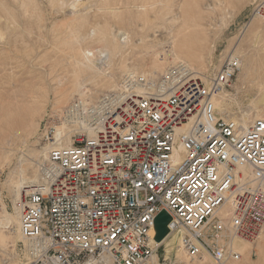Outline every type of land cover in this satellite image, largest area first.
I'll list each match as a JSON object with an SVG mask.
<instances>
[{
    "label": "built area",
    "instance_id": "1",
    "mask_svg": "<svg viewBox=\"0 0 264 264\" xmlns=\"http://www.w3.org/2000/svg\"><path fill=\"white\" fill-rule=\"evenodd\" d=\"M252 12L264 17V0ZM239 65L228 55L205 80L183 62L157 79L127 72L65 107L80 127L68 146L44 123L40 179L18 203L24 264H153L163 210L188 256L240 264L230 240L264 226V117L244 128L216 105ZM227 200L228 218H212Z\"/></svg>",
    "mask_w": 264,
    "mask_h": 264
},
{
    "label": "rangeland",
    "instance_id": "2",
    "mask_svg": "<svg viewBox=\"0 0 264 264\" xmlns=\"http://www.w3.org/2000/svg\"><path fill=\"white\" fill-rule=\"evenodd\" d=\"M129 1L98 0L99 4L97 3V6H93L94 8L90 7L87 12V18L83 19L81 17L83 20L81 18L75 20L69 18L58 20L57 17L55 20L57 19L58 21L56 20L53 23L52 18L47 17L48 19L45 18L46 21L43 20L45 24V31L43 33H40V31L37 30L38 24L36 25V22L39 21V18L35 13L36 10L28 8L27 12H23V18H20L19 20L21 26L17 29V31L14 30V32L11 30L10 32L9 29L6 31L5 28L0 30V70L3 65H10L7 63L9 61L11 62L10 57H15L16 61H21L26 55H39V60L43 61L46 68L45 73H43L41 77L36 76L32 79L38 83V85H36L32 90L33 93H35L32 95L35 97L37 96V101L20 102L19 105L14 106L15 108L10 112V114L0 117V202L4 205V209L9 214L14 213V208L17 206L15 204L17 202L16 196L8 187V179L11 171L20 167L31 166L32 161L35 159L34 153L37 151H44L42 143L39 140L40 129L44 123L54 121V123L58 126V133L62 127L69 125L72 126L74 123L65 122L62 119L64 109L73 100L77 98L85 99L87 96V94L86 96L85 94L80 96L75 92L66 102H58V96L64 88L77 87L79 82L85 76V74L78 72V70H76L73 66L64 61L66 60L64 59L66 58V51L69 47H71V45L75 47H101V44L97 43L91 37L93 36L92 34H94L93 31H95L93 28L87 31L89 36H77L78 33H82V30H86L82 27L84 24L86 26L87 24L92 25L93 22H97L93 21L97 18L100 20L102 19L101 21H107L110 24H116L118 26L121 25V27L122 25L123 27L124 25L125 27L126 25H129L128 27L130 29L131 38L134 39L138 37V32H136L135 26L136 22L134 20L139 18L136 17L137 12L143 10L141 5L149 0ZM141 1L142 3L140 5ZM202 1L204 0H159L154 6L153 16L151 17L153 18L155 16V19L153 18V20L157 22L161 20L160 18L164 19L167 28L161 29L158 26V28H156V34L158 33L159 36L160 29L161 31L163 30L162 32L165 35L168 27H172V31L175 30L174 33L176 31L183 32L178 38L180 41L178 40L175 43L181 48L183 45L194 42L196 38L199 39L200 46L202 49L205 48L203 49L205 53L203 57L205 70L203 71V74H201L203 76L210 75L214 72V70L218 69L224 58L228 55L233 54L238 57L241 62H245L252 58L253 65H251L247 71H243L241 70V67H238L229 83V86L222 91V94L226 95V102L230 105L231 113L239 118L243 112L250 109L252 101L256 99L258 94L257 86L253 80L264 78V68L262 67V63L264 64V39L262 42L260 41L257 43L255 38L251 40L247 38V27L250 21L254 17H260L264 21V17L258 16L252 12L253 6L257 0H210L212 4L215 5L216 3V7L214 6V10L210 11V15L205 18L203 17L204 13L202 15V13L198 10V6L202 4ZM177 4L180 5V10L178 9L179 11L177 10ZM124 5L127 6V8H125L126 11H123L124 8L121 7ZM41 8L44 9V11H47L48 3L44 2ZM110 10L114 13L104 14ZM114 14L115 16H113ZM149 14H151V12H149ZM92 17L94 19H92ZM172 20L177 25L171 22ZM202 20L205 23L207 22V25L204 23L203 30L197 24L202 22ZM181 21H183V23ZM170 23H173V25L177 28L175 26L173 28V25ZM195 26H197L198 31L195 30ZM206 35L210 36L208 44L212 46L213 49L210 53L206 50L208 41H205V43L203 41V38ZM12 36L15 37L13 38ZM2 40L3 42L9 40L12 45L7 47ZM12 41L13 43L15 41L17 42L13 44ZM202 45L206 46L203 47ZM124 51L123 59L130 64H134V62L139 60L147 65L154 58H158L156 60L159 62H169L172 60L171 46L166 44L162 47L159 46V44L156 46H143L141 43L137 45L132 44ZM7 58H9V61ZM117 58L119 59L117 56L113 57L112 60H115L114 62H116L118 60ZM19 70L20 71L17 76L18 78L28 80L31 79L33 75H36L35 73H32V68H29L28 66H25L24 68V65H21ZM1 71L0 84L1 82H4L6 85L7 81H4L5 75H3L5 73ZM129 71L132 70H125L115 77L117 85L123 75ZM160 75H162V73L158 74L154 78H157ZM106 78L107 74L104 72V74L96 75L93 78L95 81L92 80L91 82L88 80L87 83L92 84L97 82L98 84H101ZM107 91L110 90L104 89L98 94V96ZM94 100H96V98L93 99V101ZM24 136L25 138H22ZM7 140H13V142L15 141V144L13 143L12 146H10L13 149L9 150V146L6 142ZM4 163L7 164L4 165ZM39 164L40 162L38 163V167ZM4 211L0 206V218L4 214ZM263 236L264 231L260 237L254 241L237 238V242L240 240L239 243L242 245V247L239 246V248H241L240 264H264ZM13 241V243L9 241L4 246H0V264H6V261L8 264H24V240H20L15 236L13 237ZM155 255L157 256L154 259V263L156 264H200L201 262L216 264L209 256L192 258L188 255H184L182 259L178 260L176 257V249L171 250L170 254L166 255L164 243L157 247Z\"/></svg>",
    "mask_w": 264,
    "mask_h": 264
},
{
    "label": "bare ground",
    "instance_id": "3",
    "mask_svg": "<svg viewBox=\"0 0 264 264\" xmlns=\"http://www.w3.org/2000/svg\"><path fill=\"white\" fill-rule=\"evenodd\" d=\"M158 1L159 0H149L147 2L144 1L145 3H143L142 5H141L142 1L140 2V5L141 7H143V10L137 12L136 17H139V18L137 20H134L136 22L135 24L136 32H138V37L134 39L131 38L130 29L128 27L129 25L128 26L126 25V27L125 25L124 27L122 25L121 27V25L118 26L116 24H110L107 21H101L102 19L100 20L99 18H97L96 20H93L97 22H93V23L91 22L92 25L87 24L86 26L84 24L82 26L86 30L84 31L82 30V33H78L77 36L79 37L89 36V33H87V31L93 28L95 30L93 31L94 34H92L93 36L91 35L90 36L97 43H100L101 47L100 48H95V47L92 48L88 46L75 47L72 45L71 47H69V49L66 51V55H65L66 58H64L66 60L64 61H66L67 64L73 66L76 70H78V72L85 74V76L79 82L77 87L64 88L58 96V102L60 103L66 102L69 99V97H71L75 92L78 93L80 96L84 94L86 96L87 94L86 96L87 98L84 96L85 99L86 100L90 99L89 101H93V99L97 98L98 94L104 89L115 91L118 88V85L116 84V81H115V77L125 70H132L129 72H142L144 75L149 76V78L151 79H157L161 75L157 78H154V77L160 73L163 74V72H165V70L167 69L169 65L175 64L177 62H183L188 67L196 71L202 79L204 80L208 79L209 75L207 76L201 75L203 74V71L205 70V64L203 62V57L205 54L203 49L205 48L202 49L199 43V39L196 38L194 42L187 44V45H183V47L181 48V47H178L177 46L178 44L176 45L175 43L179 40L178 38L179 36H181V33L183 32L176 31L174 33L175 30L172 31L171 29L172 27L171 28L168 27V30H166L165 35L162 32L163 30L161 31L160 29H159V36H158V33L156 34L157 32L156 28H158V26L161 29L167 28L166 27L167 25L164 19L160 18L161 20L159 19L160 21L157 22L153 20V18L155 19V16L153 18L151 17L153 16L154 6L156 5ZM204 1H202V4L198 6V10L200 11V13H202V15L204 13L203 17L206 18L210 15L209 12L214 10V6L216 5V3L214 5L212 4L210 0H206L205 2ZM44 2L48 3L47 11H44V9L41 8ZM97 3H98V0H91V1L90 0H42V1L40 0H0V30L5 28L6 31L7 29H9L10 32L11 30L17 31V29H19L21 26L19 23V20L20 18H23L24 16L23 12H27L28 8H32L36 10L35 13L39 18V21L36 22V25L38 24L37 30H39L40 33H43L45 31V24L43 22L45 18L51 17L53 23L57 19L62 20V19L69 18V19L75 20L81 17L84 19V18H87V14H88L87 12L89 11L90 7L92 8L93 6H97L99 4ZM178 4H177V10L180 7V5ZM121 7L124 8L123 11H126L125 10V8H127L126 5L121 6ZM110 8H113V7H110ZM149 12H151V14H149ZM113 13L114 12L110 10L107 13L105 12L104 14H113ZM115 14L113 16H115ZM55 18L57 19L55 20ZM92 19L94 18L92 17ZM171 22H173V20ZM181 22L183 23V21ZM173 23L172 24L170 23V24L173 25ZM204 23L205 22H203V20L202 22L197 23L202 28V30L204 28L203 26ZM205 24L207 25V22ZM175 25H173V28ZM195 27H196L195 30L198 31L197 26ZM247 30H248L247 38L249 40L255 38L257 40V43H259L260 41L262 42V40L264 39V21L260 17H254L250 21L247 27ZM209 39H210V36L208 35L204 36L203 38L204 43L205 41L207 42ZM3 43H5V46L7 47H10L12 45L9 40ZM139 43L143 44V46L144 45L156 46L158 44L161 47L164 46L165 44L171 46L172 60L169 62L167 61L159 62L158 60H156L158 58H154L147 65H145L142 61H139V60L134 62V64L127 63L123 59L124 57L123 53L125 52L124 50L129 45H132V44L137 45ZM208 43L209 41L207 42V44ZM202 46L205 47L206 45H202ZM206 50H208V52L210 53L211 50H213L212 46L208 44L206 46ZM28 56L26 55L25 58H23L21 61L19 60L20 62L16 61L15 57L13 58L10 57L11 62L9 61V58H7L9 61L7 63H9L10 65L9 66L3 65L1 69L5 73L3 74L5 75L4 81H7L6 82L7 84L5 85L4 82H1L0 84V117L5 116L6 114H10V112L14 110L15 108L14 106L19 105L20 102L37 101L36 99L37 96L35 97L34 95H32V94H35L33 93L32 90L36 85H38V83L33 81L32 79L35 78L36 76L41 77V75L45 73L46 68H45L43 61L39 60V55H34V56H29V57ZM116 56L119 57V59L117 58L118 60L114 62L115 60L113 61L112 59L113 57H116ZM177 60H180V61H177ZM21 65H24V68L25 66L32 68V73H35L36 75H33V77H31V79H28V80L23 79V78H18L17 76L20 71L19 69L21 68ZM251 65H253L252 58L245 62L242 61L238 67H241V70L243 71H247L251 67ZM262 67L264 68L263 63H262ZM104 72H106L107 78L104 80L103 83L101 84H98L97 82H94L92 84L87 83L88 80L92 82L93 78L96 75L104 74ZM253 82L257 86L258 94L256 96V99L252 101V106L250 107V109L246 112H243L239 116V118L234 116L233 113H231L230 105H228V103L226 102V95L222 94L221 92L216 98V105L219 108V110L223 113H228V115L232 119H234L236 122L240 124V126L244 128H246L249 124H251L255 119L264 117V78L255 79L253 80ZM72 122H74V120H72ZM72 126H73V129H72ZM72 126L71 125L64 126L59 131V135L62 136L61 137L62 141L60 143L61 146L70 145L72 141L71 133L74 131H77V129H80V127L76 126L75 123L72 124ZM92 133H93L92 130L89 128L88 134L91 135ZM22 138H25V136ZM6 142L9 146V150L13 149L10 146H12V144L15 141L13 142V140H7ZM34 156H35V159L34 161H32L31 166L20 167L15 170H12L9 175L8 187L16 196L17 202L15 204L17 206H15L14 208L15 209L14 213L9 214L4 209V205L0 202V206L2 210L3 211L5 210L4 214L0 218V246L1 247L4 246L9 241L13 243L14 242L13 237L15 236L18 239L20 240L22 239L25 241V239L23 238L20 232V227H19L18 217H19L20 209H19L18 203L20 202V197L22 196V194L24 192H27L32 186H35L39 182L40 171H39L38 163L41 162L46 157L45 149L44 151L35 152ZM6 164L7 163H4V165ZM232 208H233V204L231 200H227L226 202H223L221 205L217 207V209L213 213L212 218H214V216L220 217V218H223V217L228 218V216L231 213ZM263 231H264V226H263L262 232ZM263 239H264V236H263ZM160 242L165 244L166 255L170 254L171 250L176 249V257L178 258V260L182 259L184 255L187 256V254L184 252V250L180 246L179 239L175 235L167 234ZM239 242L240 240L237 242V238H232L230 240V247L232 250L237 251L238 253L241 254V248H239V246L242 247V245ZM205 256H208V255H204L202 257H205ZM155 257L157 256L155 255L153 257V264H155L154 263ZM200 264H208V263L201 262Z\"/></svg>",
    "mask_w": 264,
    "mask_h": 264
},
{
    "label": "water",
    "instance_id": "4",
    "mask_svg": "<svg viewBox=\"0 0 264 264\" xmlns=\"http://www.w3.org/2000/svg\"><path fill=\"white\" fill-rule=\"evenodd\" d=\"M170 215L164 210L159 212L154 218V230L156 242H160L169 232L168 222L170 221Z\"/></svg>",
    "mask_w": 264,
    "mask_h": 264
}]
</instances>
